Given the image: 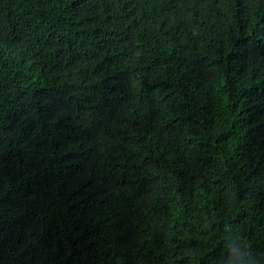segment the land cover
<instances>
[{
    "label": "trees",
    "instance_id": "16d2710c",
    "mask_svg": "<svg viewBox=\"0 0 264 264\" xmlns=\"http://www.w3.org/2000/svg\"><path fill=\"white\" fill-rule=\"evenodd\" d=\"M0 264H264V0H0Z\"/></svg>",
    "mask_w": 264,
    "mask_h": 264
}]
</instances>
